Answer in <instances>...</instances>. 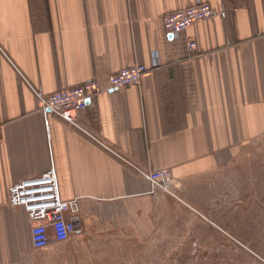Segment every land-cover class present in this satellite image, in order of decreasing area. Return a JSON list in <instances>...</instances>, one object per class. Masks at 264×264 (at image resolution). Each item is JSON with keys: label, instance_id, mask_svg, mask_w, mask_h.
<instances>
[{"label": "crops", "instance_id": "crops-1", "mask_svg": "<svg viewBox=\"0 0 264 264\" xmlns=\"http://www.w3.org/2000/svg\"><path fill=\"white\" fill-rule=\"evenodd\" d=\"M197 1L0 0V264H81L87 243L153 223L161 194L147 174L183 186L264 136V0H199L213 18L167 34L165 16ZM136 64L150 69L139 86L109 89ZM91 80L103 92L79 113L82 130L50 113L49 132L37 93ZM53 167L62 198L79 200V226L39 250L8 189Z\"/></svg>", "mask_w": 264, "mask_h": 264}, {"label": "rangeland", "instance_id": "rangeland-1", "mask_svg": "<svg viewBox=\"0 0 264 264\" xmlns=\"http://www.w3.org/2000/svg\"><path fill=\"white\" fill-rule=\"evenodd\" d=\"M177 184L160 189L153 223L87 243L81 264H264V136L218 173Z\"/></svg>", "mask_w": 264, "mask_h": 264}, {"label": "built area", "instance_id": "built-area-1", "mask_svg": "<svg viewBox=\"0 0 264 264\" xmlns=\"http://www.w3.org/2000/svg\"><path fill=\"white\" fill-rule=\"evenodd\" d=\"M214 15L215 11L209 3L198 0L193 6L166 15L165 31L177 37L187 32L195 23L210 20ZM187 49L190 54L194 53L197 50V43L189 42ZM160 65L161 62L155 52L154 68ZM149 71L150 69L144 64L124 68L110 77L109 89L122 90L137 87L142 77ZM102 92L100 83L91 80L78 87L60 90L49 95L37 93L47 130L50 132L48 120L50 113L59 116L69 125L81 129L79 113L87 107L88 101ZM146 177L152 184L153 192L163 189L172 194V189L176 186L171 173L167 170L153 171ZM8 201L12 208L23 209L34 224L31 229V240L35 249H46L54 242H66L77 232L75 220L81 211L79 200L65 201L62 198L57 171L54 167L40 177L10 186Z\"/></svg>", "mask_w": 264, "mask_h": 264}, {"label": "water", "instance_id": "water-1", "mask_svg": "<svg viewBox=\"0 0 264 264\" xmlns=\"http://www.w3.org/2000/svg\"><path fill=\"white\" fill-rule=\"evenodd\" d=\"M87 103H89V101H88ZM75 224H76L77 226H79V222H78L77 219L75 220Z\"/></svg>", "mask_w": 264, "mask_h": 264}]
</instances>
